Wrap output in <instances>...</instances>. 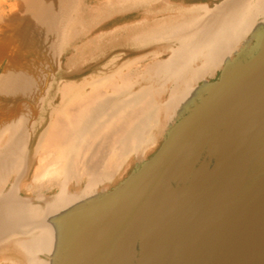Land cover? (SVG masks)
<instances>
[{"label": "water", "instance_id": "1", "mask_svg": "<svg viewBox=\"0 0 264 264\" xmlns=\"http://www.w3.org/2000/svg\"><path fill=\"white\" fill-rule=\"evenodd\" d=\"M0 264H264V0H0Z\"/></svg>", "mask_w": 264, "mask_h": 264}]
</instances>
